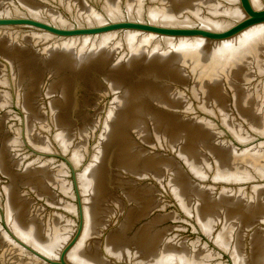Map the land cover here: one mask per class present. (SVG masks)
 I'll return each instance as SVG.
<instances>
[{"label": "water", "instance_id": "water-1", "mask_svg": "<svg viewBox=\"0 0 264 264\" xmlns=\"http://www.w3.org/2000/svg\"><path fill=\"white\" fill-rule=\"evenodd\" d=\"M263 116L264 0H0V264Z\"/></svg>", "mask_w": 264, "mask_h": 264}]
</instances>
